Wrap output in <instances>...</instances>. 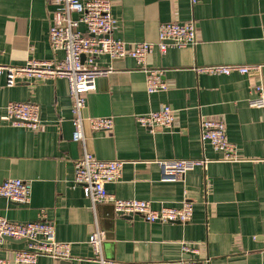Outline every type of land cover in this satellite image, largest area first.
Listing matches in <instances>:
<instances>
[{"label": "crops", "instance_id": "1", "mask_svg": "<svg viewBox=\"0 0 264 264\" xmlns=\"http://www.w3.org/2000/svg\"><path fill=\"white\" fill-rule=\"evenodd\" d=\"M85 2L88 0H78ZM118 20L113 38L126 44L157 42L164 23L192 22L194 46L154 48L146 65L162 72L166 90L147 94L145 76L129 57L101 56L99 68L113 72L99 78L85 96L83 117H110L113 126L92 131L84 123V144L72 141V110L65 79L19 81L8 86L0 76V183L20 179L31 184L30 200L20 205L0 197V216L15 223L44 216L55 239L70 245L65 262L40 257L37 264H101L88 244L95 229L103 233L105 264H264V108L249 105L254 87L264 91V0H109ZM53 6L49 0H0V65L29 60L60 61L48 40ZM77 15H73L76 18ZM79 30L84 32L83 26ZM262 66L256 75L207 74L216 65ZM9 102L40 107L41 125L31 130L2 119ZM169 106L170 128L150 130L135 117ZM223 120L238 160L225 162L200 137V120ZM84 152L97 160L123 162L118 182L105 186L124 200H144L152 208L192 203L184 224L148 223L138 216L115 214L111 205L91 208L75 186L74 164ZM201 161L182 180L161 178L157 162ZM197 248L185 254L181 246ZM22 240L4 239L0 260L22 250Z\"/></svg>", "mask_w": 264, "mask_h": 264}, {"label": "built area", "instance_id": "2", "mask_svg": "<svg viewBox=\"0 0 264 264\" xmlns=\"http://www.w3.org/2000/svg\"><path fill=\"white\" fill-rule=\"evenodd\" d=\"M201 0H189L191 5ZM53 6L48 40L51 50L63 53L60 61L29 60L20 66L0 65V76H4L6 84L13 86L19 81H43L47 79H65L68 84L69 98L72 110V141L84 144V123L92 131H106L113 126L110 117H83L85 96L96 88L99 78L113 72L110 68H99L96 60L106 56L110 60L125 57L133 59L137 68L145 76V90L151 95L166 90L162 72L146 65V56L154 49L164 53L169 46L183 48L194 46L196 31L194 24L164 23L158 27L157 42H138L126 44L113 38V32L118 26L111 14L109 0H49ZM73 15H77L76 18ZM83 26L85 31L79 30ZM262 66L216 65L197 69L198 72L229 76L232 73L250 76L259 73ZM254 98L249 101L251 107L264 108V91L260 85L254 87ZM2 119L14 126L31 130L41 125L40 107L33 103L9 102L5 106ZM136 123L144 128L168 129L174 121V114L169 106H162L158 111L148 112L135 117ZM200 137L203 143H208L215 152L222 154L225 162L238 160L235 145L229 142L226 126L223 120H200ZM207 161L165 160L157 162L161 178L169 181L182 180L184 175L196 166L205 167ZM123 162L97 160L89 152L74 164L75 186L83 191L91 208L100 204L111 205L117 215L138 216L148 223L184 224L192 216V203L184 200L180 207L161 206L152 208L150 202L144 200H124L116 198L107 192V184L116 183L121 178ZM31 184L20 179H6L0 183V197L20 205H26L30 200ZM22 240L26 247L13 251L11 260H0V264H37L40 257H48L55 261L70 259V245L55 239L53 225L44 216L34 222L15 223L0 216V244L4 239ZM103 233L95 229L90 235L88 244L91 246L96 260L101 259ZM185 254H198L197 248L186 244L181 246ZM180 264H207L200 259L181 260Z\"/></svg>", "mask_w": 264, "mask_h": 264}, {"label": "water", "instance_id": "3", "mask_svg": "<svg viewBox=\"0 0 264 264\" xmlns=\"http://www.w3.org/2000/svg\"><path fill=\"white\" fill-rule=\"evenodd\" d=\"M62 262V261H61ZM63 262H65V261H63Z\"/></svg>", "mask_w": 264, "mask_h": 264}]
</instances>
